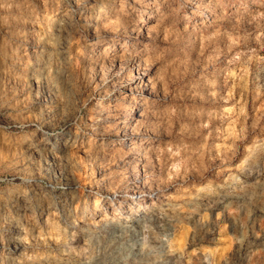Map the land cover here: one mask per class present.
Instances as JSON below:
<instances>
[{"label":"rangeland","instance_id":"obj_1","mask_svg":"<svg viewBox=\"0 0 264 264\" xmlns=\"http://www.w3.org/2000/svg\"><path fill=\"white\" fill-rule=\"evenodd\" d=\"M0 104V264H264V0H0Z\"/></svg>","mask_w":264,"mask_h":264},{"label":"bare ground","instance_id":"obj_2","mask_svg":"<svg viewBox=\"0 0 264 264\" xmlns=\"http://www.w3.org/2000/svg\"><path fill=\"white\" fill-rule=\"evenodd\" d=\"M132 194L133 195H136V196H133L134 198L133 199H137V198H139V197H137L138 195H140V193H137V194H135V192H132ZM108 198H111V196L110 197H108ZM132 199V200H133ZM148 206H151V204L149 203V204H147V203H145V204H142L141 205V207L142 208H146L147 209V211L149 210V208H148ZM23 207H24V205H23ZM24 209V208H23ZM24 211V210H23ZM143 211H145V209L143 210ZM130 214H128L127 216H128V219L127 220H124L121 224H122V226H125V227H130V228H132L133 226H135L136 224H137V222H138V219L137 218H135V217H137V216H133V213H132V211L130 210ZM151 212V211H150ZM144 214V213H143ZM153 214V213H152ZM159 215V214H158ZM112 216L113 217H116V218H121V219H123L122 218V216H120V215H118V214H112ZM144 217V216H143ZM150 217V216H149ZM152 218V217H151ZM157 218H158V216H157ZM160 218V217H159ZM129 219H136V220H129ZM144 219V218H143ZM150 219V218H149ZM148 219V220H149ZM108 221H113L112 219H109ZM145 223V222H144ZM136 227V226H135ZM137 227H138V225H137ZM125 229V228H124ZM16 231V230H15ZM12 242H13V248H11V249H9V251H8V253L10 254L11 252H14L15 250H17L18 249V245H17V242H16V237H12Z\"/></svg>","mask_w":264,"mask_h":264},{"label":"clouds","instance_id":"obj_3","mask_svg":"<svg viewBox=\"0 0 264 264\" xmlns=\"http://www.w3.org/2000/svg\"><path fill=\"white\" fill-rule=\"evenodd\" d=\"M3 106H4L3 104H0V108H3Z\"/></svg>","mask_w":264,"mask_h":264}]
</instances>
